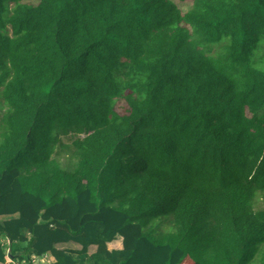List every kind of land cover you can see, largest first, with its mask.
Masks as SVG:
<instances>
[{"label": "trees", "instance_id": "1", "mask_svg": "<svg viewBox=\"0 0 264 264\" xmlns=\"http://www.w3.org/2000/svg\"><path fill=\"white\" fill-rule=\"evenodd\" d=\"M184 1L0 0V264H264V0Z\"/></svg>", "mask_w": 264, "mask_h": 264}, {"label": "rangeland", "instance_id": "2", "mask_svg": "<svg viewBox=\"0 0 264 264\" xmlns=\"http://www.w3.org/2000/svg\"><path fill=\"white\" fill-rule=\"evenodd\" d=\"M30 2L32 3H36L37 0H29ZM180 7L182 10L186 11L188 10L190 7H191V1L190 0H187V1H184V2H180ZM216 48V47H214ZM261 56H264V50L258 54V57L260 58ZM264 64V63H263ZM116 108L120 111V112H124L126 110V107H125V104H123L122 102H117L116 104ZM74 134L71 133V134H68V135H65V136H62V140L66 143L68 142H71L73 139H74ZM59 160H61L64 164L69 162L70 159L67 157V155L65 153L63 154H55ZM256 206L258 208L260 207H264V195H262ZM168 221H165L163 227L166 228V225H167ZM60 248H65V249H76V248H82V246L76 242H67V243H62L60 245H58ZM55 258L52 257L51 255H48V258L46 259V261L43 263V264H52V262H54ZM3 264V263H1Z\"/></svg>", "mask_w": 264, "mask_h": 264}, {"label": "built area", "instance_id": "3", "mask_svg": "<svg viewBox=\"0 0 264 264\" xmlns=\"http://www.w3.org/2000/svg\"><path fill=\"white\" fill-rule=\"evenodd\" d=\"M2 241V243L4 244V245H6V264H20L18 261H16V260H14V258H12L11 257V254H10V252H9V246H8V242H7V240L6 239H2L1 240ZM52 256V255H51ZM53 257V256H52ZM48 258V255H45V256H43V257H41V258H38V257H33V261H35V262H37V263H39V262H41V263H44L45 261H46V259ZM25 261H23V263H24Z\"/></svg>", "mask_w": 264, "mask_h": 264}, {"label": "crops", "instance_id": "4", "mask_svg": "<svg viewBox=\"0 0 264 264\" xmlns=\"http://www.w3.org/2000/svg\"><path fill=\"white\" fill-rule=\"evenodd\" d=\"M62 244V243H61ZM60 245V244H59ZM108 245L111 247V248H121L122 247V238L121 237H118L117 239L113 240L112 242L108 243ZM76 249H81L80 247L79 248H76ZM97 249V246L96 245H91L89 247V253H93L95 252Z\"/></svg>", "mask_w": 264, "mask_h": 264}]
</instances>
